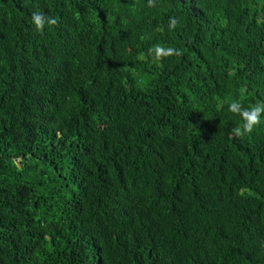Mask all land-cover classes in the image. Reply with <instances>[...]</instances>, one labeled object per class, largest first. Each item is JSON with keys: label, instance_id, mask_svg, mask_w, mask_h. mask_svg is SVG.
<instances>
[{"label": "trees", "instance_id": "trees-1", "mask_svg": "<svg viewBox=\"0 0 264 264\" xmlns=\"http://www.w3.org/2000/svg\"><path fill=\"white\" fill-rule=\"evenodd\" d=\"M233 101H264V0H0V264H264Z\"/></svg>", "mask_w": 264, "mask_h": 264}, {"label": "clouds", "instance_id": "clouds-1", "mask_svg": "<svg viewBox=\"0 0 264 264\" xmlns=\"http://www.w3.org/2000/svg\"><path fill=\"white\" fill-rule=\"evenodd\" d=\"M148 5L149 7H155L156 0H148ZM31 20L36 31L41 34H43L46 25L53 26L57 24V20L55 18L46 16L44 13L39 11L32 13ZM179 22V18L171 17L169 19V30L175 29ZM152 52L154 54V58L157 60L165 57H178L183 54L181 49H177L172 46L166 47L161 44L154 45ZM229 111L242 117L244 121L243 124L232 129V134L235 137H242L251 134L254 128L261 123V116L264 115V101L257 102L248 108H244L239 101H233L229 105Z\"/></svg>", "mask_w": 264, "mask_h": 264}]
</instances>
